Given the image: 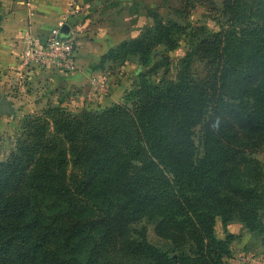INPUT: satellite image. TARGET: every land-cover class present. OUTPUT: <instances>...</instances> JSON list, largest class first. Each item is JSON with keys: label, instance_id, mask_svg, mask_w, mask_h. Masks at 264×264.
Returning a JSON list of instances; mask_svg holds the SVG:
<instances>
[{"label": "trees", "instance_id": "trees-1", "mask_svg": "<svg viewBox=\"0 0 264 264\" xmlns=\"http://www.w3.org/2000/svg\"><path fill=\"white\" fill-rule=\"evenodd\" d=\"M149 12L152 23L109 52L141 60L122 101L80 115L53 106L51 123L27 117L0 159V264H222L237 236L228 222L263 231L252 154L264 143V0H222L218 29L198 25L176 77L158 82L141 70L157 45L177 47L186 25Z\"/></svg>", "mask_w": 264, "mask_h": 264}, {"label": "rangeland", "instance_id": "rangeland-1", "mask_svg": "<svg viewBox=\"0 0 264 264\" xmlns=\"http://www.w3.org/2000/svg\"><path fill=\"white\" fill-rule=\"evenodd\" d=\"M190 1L185 8V13L173 12L174 7H171L161 14L163 19L177 21L181 25H186V28L177 29L173 33L178 41L177 47L166 49L162 44L157 45L155 54L146 62L148 64L144 65L141 72L146 71L147 77L153 82H158L163 78L174 79L176 77L180 60L190 46V34L195 31L198 25H203L205 31H213L219 27L218 19L221 18L222 0H210V2L203 0ZM91 26L94 25H87L83 28L81 32L84 34L83 36L90 37ZM144 27L145 25L141 27L138 34L144 31ZM66 37H71L74 57H76L75 51L78 44L72 36L68 35ZM121 41L122 39L107 41L103 49L100 45L96 50L99 54L96 56H77V59L75 58V69H78L79 66L80 70L74 75L66 73L72 70L64 69L52 60L40 63L34 59H27L24 55L19 56L20 59L17 57L16 64L10 66L9 71L4 72V77L0 76V97L5 96L7 98L9 107L12 110V112H10L11 110L9 112L0 111V159L5 158L14 147L18 131L22 128L27 117L49 119L51 123V119L55 114V111L51 110L53 106H59L72 114L80 115L81 112L87 111L96 113L113 102L122 101L124 92L138 82L139 74L136 69L141 60L137 53L131 52L119 53L109 57L111 49L116 50ZM87 46L89 48V45ZM87 66L89 69L85 70L84 67ZM205 67L206 63L202 58L197 57L192 61V69L195 73H202ZM99 82H104V86H101ZM199 133L200 127L197 126L195 128L197 143H199ZM252 155L260 160L263 171V176L260 179L264 183V143L258 152ZM70 166L69 163L68 167L70 168ZM258 215L264 223V204L259 207ZM233 221L240 222L245 227L243 222ZM141 223L146 227L149 240L161 245L163 239L154 233L153 223L146 219H142ZM224 229L225 226L222 224L220 217H216L215 235L224 237ZM262 232H264V229ZM91 242L92 239L90 238L83 245L80 253L81 259L85 258ZM255 255L256 258H253ZM255 255L252 251L241 247L233 254L231 251L229 257L232 256L240 263L264 264V248H259L258 253ZM229 257H225L222 264H227V258Z\"/></svg>", "mask_w": 264, "mask_h": 264}, {"label": "crops", "instance_id": "crops-1", "mask_svg": "<svg viewBox=\"0 0 264 264\" xmlns=\"http://www.w3.org/2000/svg\"><path fill=\"white\" fill-rule=\"evenodd\" d=\"M181 4L182 0H0V76L4 77V72L23 55L27 34L45 39L67 23L69 35L78 44L75 58L96 56L98 47L101 45L103 49L107 41L137 36L143 25L153 21L149 11L161 15L166 9ZM87 25H94L90 37L81 33ZM78 70L79 66L66 73L74 75ZM227 229L237 234L230 244L232 254L241 247L254 255L259 248H264V232L248 230L236 221L229 222ZM232 256L227 258V264H249L240 263Z\"/></svg>", "mask_w": 264, "mask_h": 264}, {"label": "built area", "instance_id": "built-area-1", "mask_svg": "<svg viewBox=\"0 0 264 264\" xmlns=\"http://www.w3.org/2000/svg\"><path fill=\"white\" fill-rule=\"evenodd\" d=\"M74 54L71 37L62 36L60 27L54 29L45 39L32 34L26 35L23 55L27 59H34L40 63L52 60L64 69L73 70L76 68ZM99 84L104 86V82Z\"/></svg>", "mask_w": 264, "mask_h": 264}, {"label": "water", "instance_id": "water-1", "mask_svg": "<svg viewBox=\"0 0 264 264\" xmlns=\"http://www.w3.org/2000/svg\"><path fill=\"white\" fill-rule=\"evenodd\" d=\"M69 25L67 23H63L60 27V34L62 36H68L69 35ZM10 107H9V101L7 100V98L5 96H2L0 98V111L2 112H6V111H10Z\"/></svg>", "mask_w": 264, "mask_h": 264}, {"label": "clouds", "instance_id": "clouds-1", "mask_svg": "<svg viewBox=\"0 0 264 264\" xmlns=\"http://www.w3.org/2000/svg\"><path fill=\"white\" fill-rule=\"evenodd\" d=\"M221 128V119L217 117L214 121H212L209 125V130L213 133H218Z\"/></svg>", "mask_w": 264, "mask_h": 264}]
</instances>
